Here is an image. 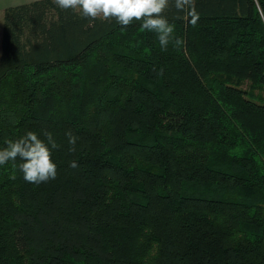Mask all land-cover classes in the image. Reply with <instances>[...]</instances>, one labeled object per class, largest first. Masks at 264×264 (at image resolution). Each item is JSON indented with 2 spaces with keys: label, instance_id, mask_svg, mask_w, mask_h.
Wrapping results in <instances>:
<instances>
[{
  "label": "trees",
  "instance_id": "1",
  "mask_svg": "<svg viewBox=\"0 0 264 264\" xmlns=\"http://www.w3.org/2000/svg\"><path fill=\"white\" fill-rule=\"evenodd\" d=\"M196 9L165 10L166 51L139 20L3 9L0 148L59 147L48 182L0 166V264H264V0Z\"/></svg>",
  "mask_w": 264,
  "mask_h": 264
},
{
  "label": "clouds",
  "instance_id": "2",
  "mask_svg": "<svg viewBox=\"0 0 264 264\" xmlns=\"http://www.w3.org/2000/svg\"><path fill=\"white\" fill-rule=\"evenodd\" d=\"M53 3L62 10L72 9L79 12L83 18L95 20L103 17L105 20L115 18L127 28L134 20L141 21L140 31H149L156 34L159 45L166 51L169 44L179 50L184 40L175 35V24L170 23L164 15L166 9L176 10L175 19H190L192 26H196L199 13L196 9V0H53ZM182 14V15H181ZM153 71H156L154 68ZM158 75L163 74L160 69ZM69 151H75L77 137L70 131L67 133ZM46 141L35 132L28 131L23 137L16 140H6V146L0 148V166L12 162L13 169L18 168L23 178L30 183L40 184L57 177V165L52 160V149L59 147L51 132H45ZM17 158L21 161L18 165ZM78 165L73 162L70 167ZM12 179L16 176L12 175Z\"/></svg>",
  "mask_w": 264,
  "mask_h": 264
},
{
  "label": "crops",
  "instance_id": "3",
  "mask_svg": "<svg viewBox=\"0 0 264 264\" xmlns=\"http://www.w3.org/2000/svg\"><path fill=\"white\" fill-rule=\"evenodd\" d=\"M32 0H0V15L3 11L8 6H14L22 3H26Z\"/></svg>",
  "mask_w": 264,
  "mask_h": 264
},
{
  "label": "rangeland",
  "instance_id": "4",
  "mask_svg": "<svg viewBox=\"0 0 264 264\" xmlns=\"http://www.w3.org/2000/svg\"><path fill=\"white\" fill-rule=\"evenodd\" d=\"M1 14H2V13H1ZM0 22H1V20H0ZM242 87H243V88H247V87H248V82H247V81L243 82V83H242Z\"/></svg>",
  "mask_w": 264,
  "mask_h": 264
}]
</instances>
